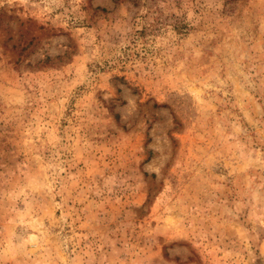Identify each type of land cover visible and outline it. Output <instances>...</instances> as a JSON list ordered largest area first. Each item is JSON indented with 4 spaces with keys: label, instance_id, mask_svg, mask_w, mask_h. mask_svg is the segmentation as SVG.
Returning a JSON list of instances; mask_svg holds the SVG:
<instances>
[{
    "label": "rangeland",
    "instance_id": "rangeland-1",
    "mask_svg": "<svg viewBox=\"0 0 264 264\" xmlns=\"http://www.w3.org/2000/svg\"><path fill=\"white\" fill-rule=\"evenodd\" d=\"M0 264H264V0H0Z\"/></svg>",
    "mask_w": 264,
    "mask_h": 264
}]
</instances>
